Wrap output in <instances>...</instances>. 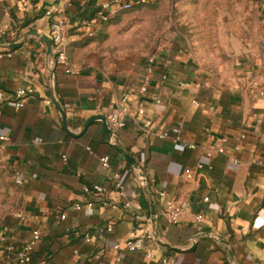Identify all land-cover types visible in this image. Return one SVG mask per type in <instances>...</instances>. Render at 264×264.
Wrapping results in <instances>:
<instances>
[{"label":"crops","instance_id":"obj_1","mask_svg":"<svg viewBox=\"0 0 264 264\" xmlns=\"http://www.w3.org/2000/svg\"><path fill=\"white\" fill-rule=\"evenodd\" d=\"M134 1L0 0V137L6 138L0 141V264H159L162 258L174 264H264V89L258 61L239 57L237 41L213 66L170 44L147 57H128L117 19L124 12L106 23L100 15ZM166 1L146 0L130 11ZM250 2L264 31V0ZM62 19L69 74L54 64L48 35L49 25ZM86 25L93 38H86ZM40 38L50 42L49 52ZM146 76L149 85L139 95ZM26 90L31 93L15 110L13 95ZM127 91L132 114L141 107L157 132L169 134L159 139L134 121L112 130L114 143L136 162L145 184L107 141L101 123L73 138L51 100L77 135L89 118L107 122ZM185 169L193 172L189 180ZM113 173L120 175L123 196L114 190ZM93 186L99 191L84 193ZM131 200L137 208L124 207ZM169 201L188 205L177 225L162 214ZM108 226L110 231H99ZM34 230L40 239L29 262L20 263ZM147 233L153 243L145 242L142 251L124 250L129 238Z\"/></svg>","mask_w":264,"mask_h":264},{"label":"rangeland","instance_id":"obj_2","mask_svg":"<svg viewBox=\"0 0 264 264\" xmlns=\"http://www.w3.org/2000/svg\"><path fill=\"white\" fill-rule=\"evenodd\" d=\"M117 19L128 57H147L159 45L170 44L213 66L227 57L230 42L237 41L239 57L258 61L257 79L264 89V31L250 0H168Z\"/></svg>","mask_w":264,"mask_h":264},{"label":"built area","instance_id":"obj_3","mask_svg":"<svg viewBox=\"0 0 264 264\" xmlns=\"http://www.w3.org/2000/svg\"><path fill=\"white\" fill-rule=\"evenodd\" d=\"M146 0H135L134 3H123L120 6L119 5H114V6H110L109 10H107L106 14H101L100 15V21L101 22H108L109 19H111L112 17L116 16L119 12H127L130 11L133 7V4H143L145 3ZM103 10L106 9V5H103L101 7ZM67 24L66 20L62 19V20H57L52 22L49 25V31H48V35H49V39L51 42V45L53 47V52H54V64L58 67H61L65 73L69 74L71 73L70 70V65H69V61L68 58L66 56V50H65V44L63 41V36H62V32L64 29V26ZM86 30L84 31V34L86 36V38H93L94 37V32L91 30L90 26L86 25ZM154 57H151L148 59L147 62V73L148 75H151L153 72V63H154ZM167 76L166 75H162L161 79L164 80L166 79ZM149 85V77L146 76L141 83V86L138 90V94L139 95H143L146 93L147 87ZM182 86V85H181ZM31 93V90H26V91H17L14 95H13V100L14 102L12 103V106L15 110H19L20 108L23 107L24 104V97L28 96ZM263 96V94H261ZM263 102H264V97L262 98ZM130 103V92L127 91L121 98L120 100V105L117 109L113 110L107 118V125L110 128V130L112 131H121L124 130L126 127H128L129 123L131 121H134L137 124V127L140 131L151 134V135H156L159 139H167L169 137V134L165 131H160L157 132L152 124L150 123L149 120H147L146 115L144 110L141 107H136L133 114L132 111L130 109L129 106ZM179 138H176V140H178ZM6 138L0 137V141H5ZM189 149L193 150L195 149L194 146H188ZM217 153H222L223 150L221 148L216 150ZM205 156L207 158H211L212 154L207 151L205 152ZM101 162V166L103 168H107V161L105 158H102L100 160ZM201 168L200 165L197 166V169L199 170ZM184 177L186 179H191L193 176V172L191 169H185L184 172ZM112 180H113V187L114 190H116V192H118V194L120 196H123V184L121 182V178L120 175L118 173H113L112 175ZM14 183L16 185L21 184V178L18 174H15L14 177ZM84 193L86 194H93L95 192L99 191V187L98 186H93L91 188L88 187H84L83 188ZM159 196H162L161 194H159ZM204 201H207V199H204ZM87 209H90L92 207V204L90 202L85 204ZM124 207L125 208H137V204L135 203V201H126L124 202ZM74 209L76 211H79L81 209V207L79 205H75ZM188 209V205L186 202H178L176 203L175 201H169L165 204L164 209H163V216L166 217L168 219V221L173 224V225H177L180 223L182 217L184 216V214L186 213ZM64 216L61 217V219H63ZM202 220V216L198 215L195 217V221L196 223H200ZM111 228L110 226H108L105 229H101L99 230L100 232H108L110 231ZM40 239V234L38 230H34L31 233V237L30 239L27 241V243L23 246L22 248V255L20 258V263H27L30 260V253L32 252L33 248L35 247L36 243L39 241ZM84 240L86 242H90V237L89 235H85L84 236ZM145 242H150L153 243L154 242V238L152 236L151 233H147L145 235L142 236H134L132 238H129L125 244H124V250L128 251V252H135V251H142L144 249V244ZM114 249L117 250L119 249V246L116 245L114 246ZM147 256H149V253L146 254ZM159 264H174V259H170V258H162L159 262Z\"/></svg>","mask_w":264,"mask_h":264},{"label":"water","instance_id":"obj_4","mask_svg":"<svg viewBox=\"0 0 264 264\" xmlns=\"http://www.w3.org/2000/svg\"><path fill=\"white\" fill-rule=\"evenodd\" d=\"M32 35L37 36L35 32H33ZM40 40L45 44L46 49H47V52H49V51H50V48H51L50 42H49L47 39H45V38H40ZM20 45H21V44H11V45H9V47H10V48H17V47H19ZM51 100H52V102L55 104V106H56V108H57V110H58V112H59V115H60V118H61V123H62V128H63V130H64L69 136H71V137H73V138H78V137H80L81 135H83V134L87 131L88 127H89L90 125H92L93 123H95V122H99V123H101V125H102V129H103V132H104V134H105V137H106L107 141L110 142V143L112 144V147H113L118 153H120V154H121V155H122V156H123V157H124L129 163H130V164H131L132 168L137 172L138 177H139V179H140V182H141L142 184H145V182H146V181H145V177H144L143 173L141 172L139 166L136 164V162H135V161H134V160H133V159H132V158H131L126 152H125V151H123L121 148H119V147L114 143V134L112 133V131H111L110 128L108 127L107 122H106V119H105L104 117H102V116H94V117H92V118H89L88 120H86V121L84 122V124H83V126H82L80 132H79L77 135H74V134L70 133L69 130H68V127H67V125H66V121H65L66 116H65V112H64V110H63L62 107L56 102L54 96L51 97ZM152 208H153V207H152ZM152 214L155 215V213H154V208H153V210H152ZM229 255H230V257H231V254H229Z\"/></svg>","mask_w":264,"mask_h":264}]
</instances>
